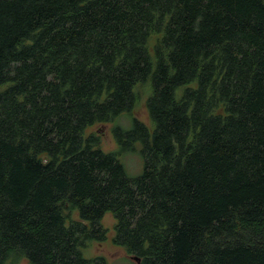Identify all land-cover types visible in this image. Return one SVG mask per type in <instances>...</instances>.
Here are the masks:
<instances>
[{"label":"trees","instance_id":"16d2710c","mask_svg":"<svg viewBox=\"0 0 264 264\" xmlns=\"http://www.w3.org/2000/svg\"><path fill=\"white\" fill-rule=\"evenodd\" d=\"M145 83L131 177L85 130ZM2 85L0 264H108L107 212L139 264H264V0H0Z\"/></svg>","mask_w":264,"mask_h":264},{"label":"rangeland","instance_id":"374dc122","mask_svg":"<svg viewBox=\"0 0 264 264\" xmlns=\"http://www.w3.org/2000/svg\"><path fill=\"white\" fill-rule=\"evenodd\" d=\"M4 86H0V90ZM138 91V99L130 113H122L115 117L113 120L106 123H96L89 126L85 130V135L89 133H95L99 135V146L104 152H115L117 157L124 166L126 173L131 176H137L142 172L143 159L141 156V141L137 140L132 143L129 150L121 151L120 145L115 139L113 129L115 127H121L123 129H129L132 126V119L137 118L143 122L146 127L152 131V122L149 118L145 101L149 93L148 83L138 85L136 87ZM180 89L177 90L179 93ZM77 211L72 212V218L77 219ZM102 226L106 229V238L104 240H91L86 243V246L81 248L83 257L86 259H92L94 257H104L108 264H139L133 260L124 248L113 242L115 236L114 225L116 223L115 218L110 212L103 215L100 220ZM26 259L21 258L16 264H27Z\"/></svg>","mask_w":264,"mask_h":264},{"label":"water","instance_id":"95a60500","mask_svg":"<svg viewBox=\"0 0 264 264\" xmlns=\"http://www.w3.org/2000/svg\"><path fill=\"white\" fill-rule=\"evenodd\" d=\"M133 260H135L136 262H139V259L137 257H131Z\"/></svg>","mask_w":264,"mask_h":264}]
</instances>
